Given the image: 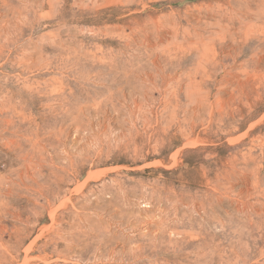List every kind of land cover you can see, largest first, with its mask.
Wrapping results in <instances>:
<instances>
[{
  "label": "rangeland",
  "instance_id": "374dc122",
  "mask_svg": "<svg viewBox=\"0 0 264 264\" xmlns=\"http://www.w3.org/2000/svg\"><path fill=\"white\" fill-rule=\"evenodd\" d=\"M0 264H264V0H0Z\"/></svg>",
  "mask_w": 264,
  "mask_h": 264
},
{
  "label": "bare ground",
  "instance_id": "6f19581e",
  "mask_svg": "<svg viewBox=\"0 0 264 264\" xmlns=\"http://www.w3.org/2000/svg\"><path fill=\"white\" fill-rule=\"evenodd\" d=\"M12 258V257H11ZM4 261V260H3Z\"/></svg>",
  "mask_w": 264,
  "mask_h": 264
}]
</instances>
